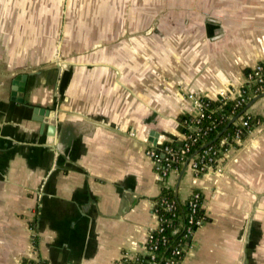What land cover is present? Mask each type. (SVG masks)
Returning a JSON list of instances; mask_svg holds the SVG:
<instances>
[{"label":"crops","instance_id":"0c3cea01","mask_svg":"<svg viewBox=\"0 0 264 264\" xmlns=\"http://www.w3.org/2000/svg\"><path fill=\"white\" fill-rule=\"evenodd\" d=\"M260 62L264 0H0V264L144 254L149 137L178 144L190 96L237 94ZM246 112L261 121L216 167L166 178L208 217L181 264H264V96Z\"/></svg>","mask_w":264,"mask_h":264},{"label":"trees","instance_id":"16d2710c","mask_svg":"<svg viewBox=\"0 0 264 264\" xmlns=\"http://www.w3.org/2000/svg\"><path fill=\"white\" fill-rule=\"evenodd\" d=\"M264 66V63L260 62ZM251 72V69L246 72L248 74ZM264 76V72H263ZM243 95L237 96L236 98L224 97L222 95L216 97V99L200 97L203 106V116L199 117L197 120L190 123L191 116L183 115L179 116L178 119L183 125L182 129V140L177 144L169 142L168 144L174 146L178 154H182L187 157L189 154L199 149L202 145L207 144L205 147L201 148L198 152L203 154L211 150H215L214 154L207 153L212 157V160L209 163L210 167H215L217 158L220 156L221 152L225 151L229 147H236L237 143L233 140V137L236 135V130L241 126L238 123V120L231 123L225 131L222 132V129L229 120V117L234 116L245 103L250 99L253 93L258 94L259 91H256L257 84L249 82L243 84ZM242 97L243 101H240ZM241 117L245 118L248 122V125L244 127L239 133L238 138L242 140L247 132L251 130L255 123L261 121L260 118L250 116L246 111L241 114ZM189 124L193 125V128H189ZM218 134V138L214 139ZM224 140V143L221 141ZM188 148V152L184 150ZM220 151V152H218ZM160 150L156 149V154L160 156ZM163 159H161V163ZM173 166H176L178 172L181 168V164L174 162ZM197 190V189H193ZM163 200L174 201L176 206L175 208L168 210L165 208V203L161 205ZM157 202L158 215L165 218L167 223L171 225L166 226L162 231L153 230L152 234L158 239V247L155 250V256L153 261L155 264H164L166 261L172 260V264H181L185 252L179 251L178 253L173 252L174 249L179 248L183 244V233L184 228L187 224V215L190 212L187 202L180 203L177 196V192L168 185H165L161 188L158 196L154 200ZM203 214V209L198 208L195 217L201 216ZM205 220L208 219L207 216H204ZM182 222L180 230H174L173 226H177ZM166 224V222H165ZM164 238V241H162ZM32 244L34 249L38 248V241L35 235L32 236ZM24 263H33V264H44V262L38 257L36 260L26 259L23 260ZM122 264H151L150 257L147 254H137L135 259L127 260Z\"/></svg>","mask_w":264,"mask_h":264},{"label":"built area","instance_id":"2783aa9c","mask_svg":"<svg viewBox=\"0 0 264 264\" xmlns=\"http://www.w3.org/2000/svg\"><path fill=\"white\" fill-rule=\"evenodd\" d=\"M264 66L260 63H257L253 66L251 69V72H249L246 76V82L245 84L249 82H253L254 84H257L256 91L258 90L260 92H264ZM243 89L240 88V90L237 92V94H233V92L229 94L222 95L224 97H229V98H236L237 96H242L243 95ZM191 99L193 100V103L197 107V112L195 115L191 116L190 123H193V121L197 120L199 117L203 116V106L202 102L200 100V97H195V96H190ZM243 101L242 97L240 98L239 102ZM231 118V117H229ZM238 123L241 127L236 130V135L233 137V140L238 141V133L248 125V122L245 118L241 117V115L237 118ZM236 120V121H237ZM235 121V122H236ZM189 128H193L192 124H189ZM174 146L164 143L161 144L160 146L158 145H149L146 150L145 154L146 156L151 160L155 172H156V178L157 181L160 185V188L166 185V178L171 172L178 173V169L176 166H173L172 163L177 162L181 164V168L183 164L185 163L186 159L188 158L183 155V153L180 155L177 153L176 149L173 148ZM156 149L160 150V156L156 154ZM188 148L184 150V152H188ZM210 153L214 154L216 151L211 150L209 151ZM209 152H205L203 154H200L197 152L194 154L188 161L185 169L190 170V172L193 175V178L196 179L198 178L201 174L206 172L210 167L209 163L212 160V157L207 154ZM220 152V151H218ZM220 156L217 158L216 164L219 160ZM161 159H163V162L161 163ZM216 167V165H215ZM180 168V170H181ZM179 170V171H180ZM161 190V189H160ZM180 203L187 202L188 207L190 208V212L187 215V224L183 226L184 228V233H183V244L179 247L173 250V252L178 253L179 251H184L186 253V250L191 244V239L194 235V232L197 228L201 227L204 222H205V211L203 208V197L202 194L199 190H192L189 194V196L184 200V201H179ZM165 203V208L168 210H171L175 208L176 204L174 201H169V200H163L161 202V205ZM164 206V205H163ZM198 208L203 209V214L201 216L195 217V213L198 210ZM153 214L156 217V226L154 228H150L148 230L147 234V240L145 244V253L150 257L151 264H155L153 261L154 259V254L155 250L158 247V239L157 237H154L152 234L153 230H158L162 231L166 226H170L171 224L167 220L161 216L158 215V207H157V202L154 201L153 203ZM166 222V224H165ZM177 226H173L175 228L174 230H180V226H182V222ZM162 241H164V238H162ZM136 255L134 256H129L128 254L124 253L122 257L120 258L119 262L117 264H122L123 262H126L127 260H133L135 259ZM173 261H166L164 264H172Z\"/></svg>","mask_w":264,"mask_h":264},{"label":"water","instance_id":"95a60500","mask_svg":"<svg viewBox=\"0 0 264 264\" xmlns=\"http://www.w3.org/2000/svg\"><path fill=\"white\" fill-rule=\"evenodd\" d=\"M20 76H17L16 78H19ZM25 76H22V79H24ZM264 96V92H260L256 95H254L253 97H251L246 103L245 105L242 107L241 110H239L234 116H232L231 118H229L228 122L226 123V125L224 126V128L222 129V132L225 131L227 129V127L233 123L234 121L237 120V118L243 113L245 112L249 107L250 105L255 101L257 100L258 98L260 97H263ZM46 114L49 115L50 117H48L47 119H45V122L48 123L49 127H48V134L50 135H54L55 134V128H56V121H55V114H56V108L55 106H53V108H47L46 109ZM152 134V133H151ZM220 134H218L214 139L218 138ZM149 142L152 143V145H156V140L153 139L152 137H149L148 139ZM221 143H224V140L221 141ZM207 144H204L202 145L199 149L195 150L194 152H192L188 158L186 159L185 163L183 164L181 170H180V173H179V179L181 178L184 170H185V167L189 161V159L194 155L196 154L201 148L205 147Z\"/></svg>","mask_w":264,"mask_h":264}]
</instances>
